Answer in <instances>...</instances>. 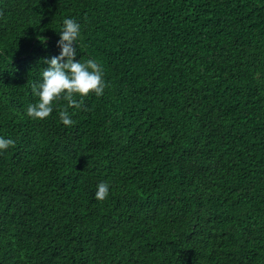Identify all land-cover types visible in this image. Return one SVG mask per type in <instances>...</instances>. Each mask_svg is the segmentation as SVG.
<instances>
[{
    "label": "trees",
    "instance_id": "obj_1",
    "mask_svg": "<svg viewBox=\"0 0 264 264\" xmlns=\"http://www.w3.org/2000/svg\"><path fill=\"white\" fill-rule=\"evenodd\" d=\"M66 17L70 128L27 115ZM0 136V264H264V0H0Z\"/></svg>",
    "mask_w": 264,
    "mask_h": 264
},
{
    "label": "clouds",
    "instance_id": "obj_2",
    "mask_svg": "<svg viewBox=\"0 0 264 264\" xmlns=\"http://www.w3.org/2000/svg\"><path fill=\"white\" fill-rule=\"evenodd\" d=\"M58 33L59 55L52 56L50 59L45 58L48 67L43 69L39 82L32 84V93L38 97V100L28 105L27 115L34 120H44L53 114L59 102L63 100L67 102V107L59 111V118L64 126L70 128L75 121L68 108L81 109L84 97L90 94H95L97 97L103 96L108 85L102 63L93 58L86 61L77 59L81 52L79 46L81 24L73 18L66 17ZM77 96L80 99H77ZM14 145L15 140L12 138L0 136V154H4ZM109 194L110 184L100 182L97 185L96 198L104 200Z\"/></svg>",
    "mask_w": 264,
    "mask_h": 264
}]
</instances>
